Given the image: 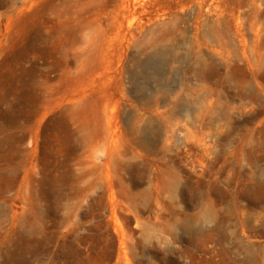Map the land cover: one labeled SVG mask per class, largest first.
<instances>
[{"label":"rangeland","instance_id":"374dc122","mask_svg":"<svg viewBox=\"0 0 264 264\" xmlns=\"http://www.w3.org/2000/svg\"><path fill=\"white\" fill-rule=\"evenodd\" d=\"M0 264H264V0H0Z\"/></svg>","mask_w":264,"mask_h":264},{"label":"clouds","instance_id":"9594fccd","mask_svg":"<svg viewBox=\"0 0 264 264\" xmlns=\"http://www.w3.org/2000/svg\"><path fill=\"white\" fill-rule=\"evenodd\" d=\"M81 39L85 42V44H87L90 41V39H91V31L90 30H85L81 34Z\"/></svg>","mask_w":264,"mask_h":264}]
</instances>
